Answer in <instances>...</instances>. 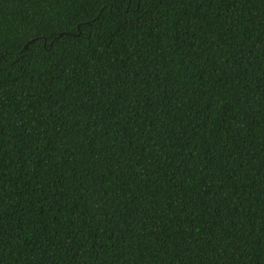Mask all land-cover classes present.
<instances>
[{
    "label": "trees",
    "instance_id": "1",
    "mask_svg": "<svg viewBox=\"0 0 264 264\" xmlns=\"http://www.w3.org/2000/svg\"><path fill=\"white\" fill-rule=\"evenodd\" d=\"M0 264H264V0H0Z\"/></svg>",
    "mask_w": 264,
    "mask_h": 264
},
{
    "label": "snow or ice",
    "instance_id": "2",
    "mask_svg": "<svg viewBox=\"0 0 264 264\" xmlns=\"http://www.w3.org/2000/svg\"><path fill=\"white\" fill-rule=\"evenodd\" d=\"M38 39V37H33V42H35Z\"/></svg>",
    "mask_w": 264,
    "mask_h": 264
}]
</instances>
